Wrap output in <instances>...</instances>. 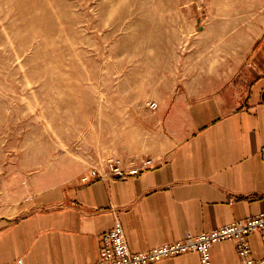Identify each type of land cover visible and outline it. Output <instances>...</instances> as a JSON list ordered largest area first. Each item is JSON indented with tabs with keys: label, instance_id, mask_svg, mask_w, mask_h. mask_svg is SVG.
Segmentation results:
<instances>
[{
	"label": "rangeland",
	"instance_id": "374dc122",
	"mask_svg": "<svg viewBox=\"0 0 264 264\" xmlns=\"http://www.w3.org/2000/svg\"><path fill=\"white\" fill-rule=\"evenodd\" d=\"M263 29L264 0H0V215L160 157Z\"/></svg>",
	"mask_w": 264,
	"mask_h": 264
},
{
	"label": "crops",
	"instance_id": "0c3cea01",
	"mask_svg": "<svg viewBox=\"0 0 264 264\" xmlns=\"http://www.w3.org/2000/svg\"><path fill=\"white\" fill-rule=\"evenodd\" d=\"M240 79L171 109L174 144L136 176H81L50 199L0 215V264H95L102 235L121 222L132 252L264 213V29ZM239 80V81H241ZM241 83V84H242ZM264 257L263 235L249 237ZM212 264H241L236 244L211 247ZM156 264H201L187 252Z\"/></svg>",
	"mask_w": 264,
	"mask_h": 264
},
{
	"label": "built area",
	"instance_id": "2783aa9c",
	"mask_svg": "<svg viewBox=\"0 0 264 264\" xmlns=\"http://www.w3.org/2000/svg\"><path fill=\"white\" fill-rule=\"evenodd\" d=\"M261 154L264 157V146L261 148ZM151 162L148 161L142 168H131L129 170L116 167L112 173H99L93 170L91 174L83 176L82 179L87 181L91 176L99 177L102 180L109 176H136L140 170L150 166ZM257 231L262 233L264 243V213L234 221L209 232L194 234L187 231L177 241L135 253L131 251L123 226L117 219L114 226L101 237L102 244L99 260L95 264H156L162 259L175 257L187 252L198 253L201 264H212L211 247L224 240L235 241L241 264H264V257L257 259L253 256L249 242V237ZM17 264L23 263L19 260Z\"/></svg>",
	"mask_w": 264,
	"mask_h": 264
}]
</instances>
